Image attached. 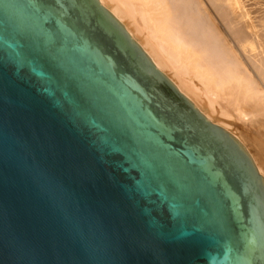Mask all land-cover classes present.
<instances>
[{
  "label": "water",
  "instance_id": "1",
  "mask_svg": "<svg viewBox=\"0 0 264 264\" xmlns=\"http://www.w3.org/2000/svg\"><path fill=\"white\" fill-rule=\"evenodd\" d=\"M0 264H264V177L99 0H0Z\"/></svg>",
  "mask_w": 264,
  "mask_h": 264
},
{
  "label": "bare ground",
  "instance_id": "2",
  "mask_svg": "<svg viewBox=\"0 0 264 264\" xmlns=\"http://www.w3.org/2000/svg\"><path fill=\"white\" fill-rule=\"evenodd\" d=\"M99 2L209 120L239 139L264 177V136L228 118L264 122V0Z\"/></svg>",
  "mask_w": 264,
  "mask_h": 264
},
{
  "label": "rangeland",
  "instance_id": "3",
  "mask_svg": "<svg viewBox=\"0 0 264 264\" xmlns=\"http://www.w3.org/2000/svg\"><path fill=\"white\" fill-rule=\"evenodd\" d=\"M166 75V74H165ZM228 118L235 122L238 127L236 126V128L238 129V131H242L244 132L245 134H248L250 137H255L256 135L263 138L264 136V127H261V126H264V122H260V123H251L249 122L248 123V126L247 124H243L240 123L242 122V120H240V118L236 115H228ZM238 122V123H237ZM242 124V125H241ZM246 125V126H245ZM222 126V125H221ZM223 127V126H222ZM240 127V128H239ZM260 127V128H259ZM247 128V129H246ZM230 132V131H229ZM231 133V132H230ZM263 133V134H262ZM233 135V134H232ZM262 135V136H261ZM234 136V135H233ZM235 137V136H234ZM236 138V137H235ZM237 139V138H236ZM264 139V138H263ZM239 140V139H237ZM243 145V144H242ZM250 154V153H249ZM251 155V154H250Z\"/></svg>",
  "mask_w": 264,
  "mask_h": 264
}]
</instances>
